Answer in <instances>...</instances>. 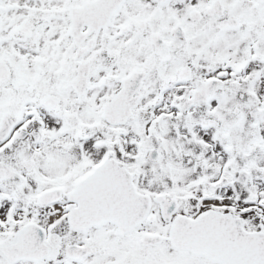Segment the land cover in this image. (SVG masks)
Returning <instances> with one entry per match:
<instances>
[{
  "label": "snow or ice",
  "instance_id": "obj_1",
  "mask_svg": "<svg viewBox=\"0 0 264 264\" xmlns=\"http://www.w3.org/2000/svg\"><path fill=\"white\" fill-rule=\"evenodd\" d=\"M0 264H264V0H0Z\"/></svg>",
  "mask_w": 264,
  "mask_h": 264
}]
</instances>
